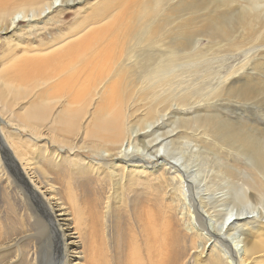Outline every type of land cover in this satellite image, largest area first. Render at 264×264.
Listing matches in <instances>:
<instances>
[{
    "label": "bare ground",
    "instance_id": "1",
    "mask_svg": "<svg viewBox=\"0 0 264 264\" xmlns=\"http://www.w3.org/2000/svg\"><path fill=\"white\" fill-rule=\"evenodd\" d=\"M246 1L0 0V37L10 36L7 42L22 45L36 35L38 47L51 51L18 56L0 68V112L11 116L8 122L1 118L0 124L27 128L34 140L47 141L45 133L51 132L53 119L65 133L60 153L55 154L54 171L77 167L75 174L87 187L95 175L100 182L90 213L86 201L91 193L82 192L86 200L77 218L60 189L49 183L48 177H56L52 170L39 173L38 183L25 171L28 182L22 172L11 182L0 166V189L6 191L2 194L9 195L31 227H49L60 242L54 264H132L130 254L119 246L124 236L120 213L132 211L131 205L161 214L147 235V260L139 257L133 264H191L194 256L204 259L197 264H264V229L239 238L235 226L246 224L235 223L229 216L210 230L213 219L206 199L199 195L198 185L193 187L192 180L185 178L175 151L167 150L186 136L204 146L215 144L235 154L238 162L246 159L250 163L243 166L244 175L250 177L247 191L257 200L264 198V131L233 130L230 120L220 119L217 113L203 114L206 111L200 107L202 112L194 118H178L175 128L159 132L160 121L173 104L188 111L192 99L201 94L198 88H184L182 80L180 84V78L186 80L187 66L192 69L195 62L205 63L215 49L244 42V35L249 37L244 47H264V0H248L244 6ZM85 2L86 12L92 6L97 9L94 16L77 19L65 32L67 12ZM263 59L253 69L264 71ZM245 67L246 63L228 74L223 81L227 86L205 91L208 108L264 95V82L259 88L252 87L250 79L230 82ZM35 80L47 86L46 92L38 95L39 103L36 100L15 117L14 109L32 97ZM181 87L185 92L179 94L176 90ZM58 104L61 109L54 113ZM177 129L180 135L175 136ZM10 135L5 133L18 165L23 170L30 165L41 170L45 155L28 158V153L11 143ZM7 143L0 137V149L9 153L8 161L16 166ZM28 144L23 147L30 150ZM50 147L51 143H43L40 151L45 154ZM76 150L91 156L76 161L71 157ZM228 175L239 178L233 172ZM19 181H25L26 188ZM146 191L150 193L145 195ZM39 210L43 217L36 213ZM26 233L24 229L11 245L0 244V264H51L34 236ZM229 239H234L235 247L242 244L243 252L231 247Z\"/></svg>",
    "mask_w": 264,
    "mask_h": 264
},
{
    "label": "rangeland",
    "instance_id": "2",
    "mask_svg": "<svg viewBox=\"0 0 264 264\" xmlns=\"http://www.w3.org/2000/svg\"><path fill=\"white\" fill-rule=\"evenodd\" d=\"M237 1L242 2L243 0ZM86 2L79 6H73L70 9L72 10V12H67L68 14L66 20L64 21L65 32L69 31L70 26L73 25V23L77 19H82L83 17L85 19L86 16H94L93 14H95L97 9L92 6L87 9L86 12V8H84ZM247 5L248 2L244 4V6ZM109 7L110 6H106V8ZM112 7H114V5H112L111 8ZM56 14L57 12L53 13L52 15L55 16ZM261 22H263V19H261ZM261 22L258 21V23ZM40 27H42V25H40ZM52 32L55 33V30H53ZM42 34H44V32H42ZM56 34H58L57 31ZM7 37L10 36L0 37V68L8 63H6L7 60L11 61L18 56H35L39 54L42 55L45 53H51L50 50L45 52L44 49H40L38 47L37 43L40 44V42L39 38L36 35L29 38L28 40H25L22 45L16 44L14 42H7V40H5ZM244 37L246 39L244 40V42L240 40L234 45H227L223 48L215 49V55L210 56L205 63L195 62L192 64V69H189V67L187 66V74L189 75L187 76V74H185L186 77L183 76L186 78V80L180 78V84L182 80L184 82V88L188 87L189 91H191V89L194 90L198 88L200 90V93H203V98H200L201 94H199V98L196 97L195 99H192L194 103L196 100L197 104L191 102L189 107L191 106L192 108L190 107L188 111H184L180 107L178 108L177 104H173L171 108L172 111L168 113V116H166V118L160 121V133H165L168 130H172V128H175V122L178 118H194V116L198 114V111H200V113L202 112V109H200V107L203 108V111H206L203 112V114L217 113L220 119L230 120V124L232 125L231 129L233 130L247 131L259 129V131H264V95L259 99L253 101L244 102L241 101V99L239 100L237 98L236 100L232 99L228 102L225 101L224 103L218 105V107H216L217 109L213 108L214 104H211V106L208 108V105L204 101L207 90H214L219 85L220 88L227 86L223 84L224 79L235 69L239 68L240 66H244L245 63L246 67L244 70L240 71L239 75H237L238 78L231 79L230 82L241 80L245 82L246 80L248 81L250 79L253 81V84L251 86L255 88H259L260 84L264 82L263 69H253L254 63L262 60V58L264 57V47H252L250 50L248 47H244L249 37L248 35H244ZM239 46H242L244 48H240ZM253 49L255 50V53ZM11 62L13 63L14 61ZM25 62L26 64L31 63V61ZM48 73L50 75V70L48 71ZM28 80L30 79L27 78V80H24V82L27 83ZM185 81H188V83L186 84ZM35 82L36 84H40L41 86L34 85ZM49 84L51 85L52 82H50ZM193 84L197 85H195L196 88ZM33 87L34 91L32 97L29 99L30 101L27 100L26 103H23L22 105L15 108L14 113L16 112L19 115V111H21L22 109H28L30 107V104L34 105L36 103H39L38 95L41 93H45L47 86L40 83V81L35 80L33 81ZM181 89L182 87L176 90L178 91L177 93L181 94L185 92H182L183 89L182 91ZM59 100L61 101V99ZM193 105H195V107ZM56 108L57 109H55L56 111H54V113L61 109L59 107V104L56 106ZM1 118L5 119L7 122L10 119L8 114L4 112H0V120ZM14 124L17 125L16 122H14ZM50 126L51 127H48L50 128L51 132L45 133L47 141H36L32 138L31 130L27 128L21 129L17 128V126L9 127L7 125L5 126V124H0L1 142L7 143L8 140L6 138L7 136L5 137V133L8 132L9 135L11 134V143H13L15 147L23 149L22 151L24 153H28V158H35L37 156L40 157L41 155H45V161L42 160L40 164L43 166L41 170L35 171L33 170V167L31 165L29 166V169L25 168V170H23V167L21 168L18 165V158L14 153V148H12L7 143V148L9 151H11L10 154L13 155L14 153L17 167L15 166V164L13 165L8 161L10 155H8L9 153L6 150L2 152V149H0V166L4 169L5 177L11 182H14L16 176L21 172L23 173V178L26 179L25 181L28 182L29 179L26 173L28 174L29 172L32 181H34L36 177V183H38V181L40 180L39 173H44L46 171L51 172L52 170V175L56 177H48L49 183L60 189V196L71 208L75 210L76 217L78 218L79 213L82 209V203H84L86 200L82 197V192L88 191L91 193L86 201V211L90 213L92 205L96 199L95 197L97 195V192L100 189V182L95 175L94 179H92L91 187H87V184H85L84 181H82L75 174L78 172L77 167H73V169H64L60 172L56 170L54 171V168L57 166L54 161L55 154L58 155L60 153V147H62V139L64 138L65 133L60 129L61 125L53 121V119ZM8 129H10L12 133H10ZM2 134L4 138L2 137ZM174 135H180V130L177 129V131H174ZM25 142L29 143L28 146L30 147V150L23 147V144ZM46 142L51 143V147L47 152H45V154H43L40 151V147L43 143ZM77 142L78 140L73 141L72 143L76 145ZM167 150L175 151L173 156L176 159L178 158L180 160L181 163H178V166L183 171L185 178L190 181L192 180L193 187L198 185L199 195H203L206 199L213 219L212 223L209 222L210 230L214 231L215 228L218 227L229 216H232L231 221L233 222H240V225L246 224L245 227H237V225L235 226V229H237L235 233L239 238H248V234L253 229H258L260 227L264 229V198H258L257 200H255L253 195L249 193V191H247L249 186L246 185V182H248L250 177L244 175L243 166H248L250 163L246 159L240 160L238 162L235 158V154H229L228 152L221 150L220 147L215 144H212L211 146H204L200 142V140L186 136L179 138L177 145L174 144L173 146L168 147ZM74 153L75 154H72L71 157L76 161L81 158L87 159V157L90 158L89 156H91V153L90 155H84L77 152V150ZM2 155H4V159H2ZM33 162L23 161L24 164H32ZM186 166H188L187 169L185 168ZM230 172L237 174L239 178L237 179L233 176H229L228 173ZM24 182L19 181L22 187L26 188V184ZM30 185L32 186L33 183H30ZM3 192L6 191L0 189V244L11 245L14 240H17L21 237L20 235L25 229V231H27L26 235L34 236L35 242L41 246V251L43 252V254L49 256V261H51V264H54L53 261L55 260V256L59 254L60 242L56 241L51 229L49 227H46V229L40 227L38 229L37 227H31L30 220L24 221V219L21 217L23 216L22 212H20V210L15 207L13 201L7 198V196L9 197V195L7 194L6 196L2 194ZM147 193H150V191H146L145 195H147ZM31 205L34 207L35 203L31 202ZM129 207L132 209V211L128 212L126 210L120 213L119 222L121 224V229L124 233V236L121 238V243L119 246L122 250L130 254L133 262L138 261L139 257L146 261L150 253L149 245L147 242V235L151 228L161 218V214L156 210L149 212L145 208L143 209L141 206L131 205ZM120 208L121 207L117 205V210H119ZM36 213L43 217L42 210L36 211ZM80 223L83 224L84 221H81ZM228 241L231 247H237L241 252H243L244 247L242 244H238L235 247L236 243L234 239H229ZM89 242L90 240L88 241V244ZM131 242H133L134 244L130 245ZM191 255H196V252H191ZM202 260L204 259H197V256H194L191 264H197Z\"/></svg>",
    "mask_w": 264,
    "mask_h": 264
},
{
    "label": "crops",
    "instance_id": "3",
    "mask_svg": "<svg viewBox=\"0 0 264 264\" xmlns=\"http://www.w3.org/2000/svg\"><path fill=\"white\" fill-rule=\"evenodd\" d=\"M21 112H22V110L21 111H19V113L21 114ZM16 113V112H15ZM16 115H18L17 113H16ZM8 116L11 118V116L8 114Z\"/></svg>",
    "mask_w": 264,
    "mask_h": 264
}]
</instances>
